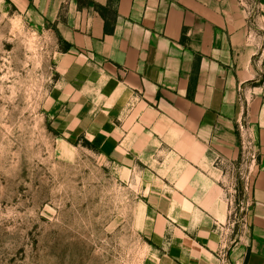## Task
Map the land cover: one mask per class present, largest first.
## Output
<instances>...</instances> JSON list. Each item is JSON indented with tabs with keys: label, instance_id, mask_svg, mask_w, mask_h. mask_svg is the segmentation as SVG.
Wrapping results in <instances>:
<instances>
[{
	"label": "crops",
	"instance_id": "obj_1",
	"mask_svg": "<svg viewBox=\"0 0 264 264\" xmlns=\"http://www.w3.org/2000/svg\"><path fill=\"white\" fill-rule=\"evenodd\" d=\"M35 2L64 45L48 117L59 139L134 176L143 264H219L222 250L264 264V0H246L248 13L237 0ZM243 95L259 165L240 212L225 170Z\"/></svg>",
	"mask_w": 264,
	"mask_h": 264
},
{
	"label": "rangeland",
	"instance_id": "obj_2",
	"mask_svg": "<svg viewBox=\"0 0 264 264\" xmlns=\"http://www.w3.org/2000/svg\"><path fill=\"white\" fill-rule=\"evenodd\" d=\"M43 14L0 0V264H143L134 176L59 139L48 117L64 45Z\"/></svg>",
	"mask_w": 264,
	"mask_h": 264
},
{
	"label": "built area",
	"instance_id": "obj_3",
	"mask_svg": "<svg viewBox=\"0 0 264 264\" xmlns=\"http://www.w3.org/2000/svg\"><path fill=\"white\" fill-rule=\"evenodd\" d=\"M237 1L246 13H248L249 8L247 7L249 5H247L246 0ZM258 10L260 11L259 8ZM258 30L261 31L263 28L258 27ZM239 91L241 90L239 89ZM241 101L245 109V117L236 123V132L239 139V155L236 162L229 163L225 171L227 174V192L229 194H236L237 189L239 190L241 195V201L239 203L240 212H243L248 208L252 200L254 183L258 172L259 154L252 127L246 115L248 105L244 95ZM218 260L219 264H231L223 250L218 254Z\"/></svg>",
	"mask_w": 264,
	"mask_h": 264
},
{
	"label": "trees",
	"instance_id": "obj_4",
	"mask_svg": "<svg viewBox=\"0 0 264 264\" xmlns=\"http://www.w3.org/2000/svg\"><path fill=\"white\" fill-rule=\"evenodd\" d=\"M96 8L99 10V12L102 14L103 13V9L100 6H96ZM112 31V28L109 27V25L107 23H105V32L106 33H110Z\"/></svg>",
	"mask_w": 264,
	"mask_h": 264
}]
</instances>
